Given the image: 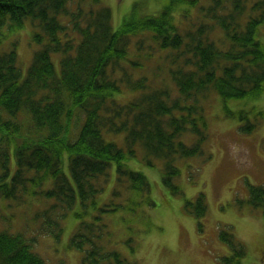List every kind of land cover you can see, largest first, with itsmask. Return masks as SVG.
<instances>
[{
  "label": "trees",
  "instance_id": "trees-1",
  "mask_svg": "<svg viewBox=\"0 0 264 264\" xmlns=\"http://www.w3.org/2000/svg\"><path fill=\"white\" fill-rule=\"evenodd\" d=\"M139 8L136 4L115 29L113 11L103 0H0V45L9 22L23 27L30 18L43 30L34 34L43 47L34 53L26 77L16 49L0 51V199L44 201L36 214V220L43 219L37 234L60 237L63 211L95 198L103 190L96 180L108 175L114 162L133 188L149 190L145 174L123 164L137 156V144L151 165L153 158L165 159L163 182L178 192L175 157L202 153L203 139L194 145L180 140L188 127L202 134V100L212 91L224 100L264 94V0H213L208 8H200V0H171L159 14L142 16ZM191 8L202 14L181 31L177 20L188 17ZM145 42L152 43L143 62L129 59L133 45L141 58ZM163 51L178 96L170 85L154 87L142 73ZM53 53L62 55L60 73ZM125 88L135 97L121 103L117 95ZM253 111V118L246 110L237 113L244 133L263 122L264 110ZM104 130L125 133L126 147L107 140ZM250 193L252 205L264 208V185L250 186ZM93 227L82 221L71 241L77 249L89 246L85 264H124L118 252L100 246ZM0 264L49 263L27 235L2 230Z\"/></svg>",
  "mask_w": 264,
  "mask_h": 264
},
{
  "label": "rangeland",
  "instance_id": "rangeland-1",
  "mask_svg": "<svg viewBox=\"0 0 264 264\" xmlns=\"http://www.w3.org/2000/svg\"><path fill=\"white\" fill-rule=\"evenodd\" d=\"M103 1L113 11L115 29L130 17L136 4H140L137 13L142 16L157 15L171 2ZM212 3L213 0H200V8H208ZM201 14L199 8H191L188 17H180L177 22L181 31L190 29V24L197 23ZM35 33L43 34V30L30 18L23 27L9 22L4 28L0 51L16 49L23 77L28 74L34 53L43 47V43L33 39ZM260 38L264 42V32ZM148 43L142 47L141 58L133 45L129 59L143 62L150 51ZM166 54L167 51L157 52L142 73L154 87L170 85L178 96L169 64L161 58ZM61 56L52 55L59 73ZM133 97L125 88L117 100L122 103ZM201 104L206 123L201 127L202 134L188 127L180 140L194 145L203 139L202 153L175 157L180 175L173 183L180 188L178 192L163 184L165 159L155 158L154 166L149 165L147 151L137 144V157L123 164L127 170L143 172L150 191L134 190L133 180L119 175L114 162L108 175L96 180L103 190L95 198L88 200L86 206L79 200L72 210L63 211L60 237L53 233L37 234L43 228V219L36 220V214L45 203L36 199L23 204L0 199V231L27 235L34 251L49 264H85L89 246L81 250L71 245L82 221L94 225L93 233L100 246L106 252H118L126 260L124 264H264V208L250 202V186L264 185V119L256 131L244 133L240 129L243 122L237 115L240 110H246L253 118L254 109L264 110V94L257 98L224 100L212 91ZM104 135L107 140L126 147L125 133L104 130ZM80 211L86 212L83 219L76 216ZM236 249H243L244 255Z\"/></svg>",
  "mask_w": 264,
  "mask_h": 264
},
{
  "label": "flooded vegetation",
  "instance_id": "flooded-vegetation-1",
  "mask_svg": "<svg viewBox=\"0 0 264 264\" xmlns=\"http://www.w3.org/2000/svg\"><path fill=\"white\" fill-rule=\"evenodd\" d=\"M263 252H264V251H263ZM263 252H262V259H264V258H263Z\"/></svg>",
  "mask_w": 264,
  "mask_h": 264
}]
</instances>
